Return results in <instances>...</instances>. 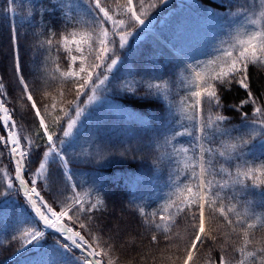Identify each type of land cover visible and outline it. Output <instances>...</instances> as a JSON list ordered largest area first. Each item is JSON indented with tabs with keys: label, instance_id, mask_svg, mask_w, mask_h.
<instances>
[{
	"label": "trees",
	"instance_id": "1",
	"mask_svg": "<svg viewBox=\"0 0 264 264\" xmlns=\"http://www.w3.org/2000/svg\"><path fill=\"white\" fill-rule=\"evenodd\" d=\"M101 3L113 21L124 24L104 21L90 0H0V82L4 84L0 99L23 149L30 141L41 144L29 150L26 179L37 181L53 210L71 209L64 222L102 253L103 264H184L198 228L192 217L199 215L197 203L191 208L186 203L198 195L201 183L199 97L194 95L198 80L185 63L135 23L128 0ZM132 3L148 27L201 73V86L217 87L221 101L219 107L215 101L209 107L202 96V126L207 123L209 128L203 133L204 180L211 184L204 191L212 203L205 204L208 238L191 264H219L220 258L228 264L241 260L253 264L248 253L260 264L264 186H254L243 175L238 184L235 177L256 170L261 179L264 127L258 124L255 109L264 106V65H248L255 103L238 84L218 83L212 77L226 67V50L238 55L240 40L264 32V0ZM84 35L89 36L86 42L72 43ZM121 35L127 40L122 48ZM105 46L106 53L101 51ZM80 67L85 68L80 74L83 81L89 71L93 77L82 88L79 78L62 75L79 72ZM21 78L29 84L49 131L57 135V147L46 159L43 129ZM100 78L105 79L102 84ZM92 95L99 102L80 130L73 137L64 136L63 130L68 131V123ZM218 115L225 119L217 121ZM216 124L222 130L212 129ZM0 134L5 137L1 117ZM239 139L250 142L240 149ZM7 149L0 140V264H85L77 252L50 234L28 244L30 233L40 234L42 226L17 189ZM41 163L45 170L37 177L32 172ZM10 179L12 188L7 186ZM73 196L78 200L73 201ZM217 204L234 209L227 213L232 225L215 211ZM77 206H92L87 220L85 213L75 211ZM177 207L183 211L177 213ZM79 223L87 227L81 229Z\"/></svg>",
	"mask_w": 264,
	"mask_h": 264
},
{
	"label": "snow or ice",
	"instance_id": "2",
	"mask_svg": "<svg viewBox=\"0 0 264 264\" xmlns=\"http://www.w3.org/2000/svg\"><path fill=\"white\" fill-rule=\"evenodd\" d=\"M91 4L95 7L98 13L102 14V18L104 21H112L114 24L119 23L120 25L124 24L123 20L113 21V17L109 14V10H107L104 5L101 3V0H90ZM161 4H166L168 0H159ZM129 5H131L132 0H128ZM129 12H131V17L135 21V23L139 26H142L146 23V19L142 16L137 15L135 12H132L131 7L128 9ZM253 23H255L253 21ZM105 38H107L108 33H104ZM132 35V34H129ZM89 39L88 35H84L81 37L80 41L73 40V44H79L86 42ZM68 37L64 38V44H68ZM102 43H104L102 41ZM110 43L115 44L114 41H110ZM127 43L126 37L124 35L120 36V44L119 47L122 48ZM67 50V49H66ZM76 51H81L79 47H77ZM102 52H107V47L101 49ZM224 55L229 58L226 63V67L220 69V71L217 73L215 77H212L213 80L217 81L218 83L227 84L229 81L234 82L238 84L241 88L245 89L248 92V98L252 103H255V99H253V93L250 90V85L248 83V65L249 63H258L264 65V32H253L247 40H240L239 41V49H238V55H234V52L232 50H226L224 52ZM101 57H96V59H100ZM72 62L75 64L76 57H72ZM111 63L114 65L116 63V60H111ZM96 67H99L97 64ZM16 71L17 73L20 72V65L19 61L16 63ZM81 73H85V68L80 67L79 72H73V71H66L63 72V76L67 77H74L79 78L77 79V83L79 84V87H86L88 81H92L93 77L91 72L89 71L87 73L88 80L83 81L82 77H80ZM102 75V73H101ZM2 80V78H0ZM104 81L101 80L100 83L102 84ZM20 83L23 87L24 93L27 95V99L29 101H32V108L35 110V116L39 120V126L43 129V137L46 139V146L47 150L45 151V159L47 158V155L49 152L54 151L57 147V145L54 143V139L57 137V135L53 132L49 131V126L45 123V120L41 114L40 109L38 108L36 102L33 99V95L30 91L29 84H27L22 78L20 79ZM4 88V84L0 82V89ZM203 91H197L194 93L196 97L206 96V100L208 102V106L211 107V102H216V107L220 106V98L217 92V87H214L212 84H205L202 86ZM248 101H245L247 103ZM202 104V101L200 102ZM203 105V104H202ZM5 112H7V109H5ZM80 111H76L75 115L79 117ZM255 114L257 117H259V123L262 127H264V106L257 107L255 109ZM217 121H223L225 118L223 116H217ZM257 122V120H256ZM75 124V120L68 123L67 127L69 130L73 128ZM212 129H215L216 131L222 130L221 124H216L213 126ZM209 130L207 123H205L202 128V133H207ZM70 134V131L63 130V135L67 136ZM240 144L239 147H241L250 141L248 139H239ZM41 144L39 143H33L29 142L27 149L21 148L19 151V157L15 160V181H18L19 188H17L19 191L24 190V197L26 198L27 202L32 206L34 209L36 215L39 217L41 221H43L44 225H47L53 229H56L57 231L61 232L64 236V238L71 243L75 248L82 251L86 256L85 264H102V261L100 259H97V257L101 256L102 253L95 248H93L89 242L85 239L83 235H81L80 232L73 231L71 228H67L64 225H62L61 220L63 217H65L68 214V211H71V209H68V211H56L53 210V207L48 204L47 200L44 199L42 192L37 187V181L32 179H26L28 175L25 174L26 171V163H27V157L29 150L34 147H39ZM11 153L15 154L17 153V149L19 148V143L15 136L11 139ZM233 147H236V145H233ZM223 155V153H221ZM45 170V165L43 163L40 164V166L37 169H34L32 174L39 177L41 173H43ZM205 169L201 170V176H203ZM240 175H243L245 179H251L253 181V185L260 187L264 186V166L259 170V177L261 179H258L257 177V171H245L243 173H238L235 177L236 183H242L240 181ZM7 186L9 188L14 187V182L10 179L7 183ZM211 188L210 182L206 180H202V182L198 185L197 192L198 195L191 197L186 203L189 208H191V205L193 203H197V209L199 215L196 216L195 214L192 217L193 225L195 228V222L198 221V228H195L194 231V238L191 240L190 247L187 249V255L184 258V264H191L193 261V252L199 250V246L203 245L205 243V240L208 238L205 235L206 232V226H205V204L206 203H212L211 201H208L207 196L205 195V189ZM187 191L189 193L192 192L191 188H188ZM3 193H0L2 195ZM73 201L78 200V197L73 196ZM37 200L40 201V206H37ZM90 206L89 208H84L82 206H77L75 211L85 213V220L89 218V212H90ZM46 209L45 211H42L41 209ZM177 213L183 211L182 208L177 207L176 209ZM215 211H218L220 216L224 218L226 222H228L230 225L233 224L231 217L227 213L234 212V209L231 207H225L217 204ZM50 214V215H48ZM161 221H163L165 218L163 216L160 217ZM79 222V221H78ZM79 227L81 229L87 227L86 223H79ZM235 227V226H234ZM240 227H243L241 224ZM252 225H248V228H252ZM39 233L33 231L30 233V239L28 240V244L32 243L34 240L39 238ZM247 237V233H245ZM152 242H157V237H152ZM248 240H245V245H247ZM241 254H244V249H241ZM249 257L253 258V264H255V258L253 253H248ZM260 255H261V261L260 264H264V248L260 249ZM91 257V259H89ZM219 264H228L226 260L223 258H220ZM240 264H245L244 260L240 261Z\"/></svg>",
	"mask_w": 264,
	"mask_h": 264
},
{
	"label": "rangeland",
	"instance_id": "3",
	"mask_svg": "<svg viewBox=\"0 0 264 264\" xmlns=\"http://www.w3.org/2000/svg\"><path fill=\"white\" fill-rule=\"evenodd\" d=\"M132 12H134V11H132ZM143 26L145 28L144 31L146 33L147 32L148 33H154L152 31V29L150 27H148V25L146 23ZM101 80H105V79L104 78H100L98 83H100ZM98 102H99L98 97L96 95H92L87 100L86 104L84 106H82L81 108H79L78 111L81 112L79 117L76 116L73 119V120H75V124H74V126H73V128L71 130L68 129V131H70V134H69L70 137L71 136L72 137L75 136V134L80 130V128L83 125L85 117L87 116L89 111L93 107H95L97 105ZM0 117H1V121H2V124H3V127H4V131H5V137L0 134V140L8 146L7 152H8L9 157H10V159L13 162L14 167H15V160L19 157V151H20L21 148H23V146L21 145L20 139L18 137V133H17L15 124L12 121V119H11L10 115L8 114V112H5V108L2 105L1 99H0ZM73 120H71L70 122H72ZM13 136L16 137V139H17V141L19 143V148L17 149V153H15V154L11 153V147H12L11 146V139H12ZM58 154H59L60 158H63V155L60 152H58ZM66 173H69V169L68 168H66ZM21 194L24 197V190H21ZM24 199L26 200L25 197H24ZM37 206H40V201L39 200H37ZM30 208H31L34 216L38 219V221L40 222V224L42 226V232L40 233L41 236L45 235V234H50L54 239H56L57 241L62 243L64 246H66V248L70 249L71 251L77 252L78 255L82 258V260L84 262L86 261V256H85V254L82 251H80L79 249H77L73 245H71V243L64 238V236H63V234L61 232H59L56 229H53V228H51V227H49L47 225H44L43 221H41L39 219V217L36 215V213H35V211H34V209L32 208L31 205H30ZM41 210L46 212V209H44V208H42ZM48 215H50V214H48ZM61 223L65 227L73 229L72 227L66 225V223L64 222V217L62 218ZM73 231H76V230L73 229ZM205 235L207 236V231H206ZM99 257H97V259H100ZM89 259H91V257H89ZM102 264H103V262H102Z\"/></svg>",
	"mask_w": 264,
	"mask_h": 264
},
{
	"label": "water",
	"instance_id": "4",
	"mask_svg": "<svg viewBox=\"0 0 264 264\" xmlns=\"http://www.w3.org/2000/svg\"><path fill=\"white\" fill-rule=\"evenodd\" d=\"M168 49L171 50L174 53V55H176L180 60L183 59V58L181 59V56L178 55L176 52H174L171 48L168 47ZM187 66H189L193 70V72L195 73V70H194V68L191 65L187 64ZM198 81H199L198 91H202L201 90V73H200V78L198 79ZM201 101H202V96L199 97V105H200V126L202 128V104L200 103ZM202 140H203V133L201 132V170H202V167H203V145H202L203 141ZM202 180H204V174H203V176H201V182H202ZM195 252L196 251H194L193 254H195Z\"/></svg>",
	"mask_w": 264,
	"mask_h": 264
},
{
	"label": "bare ground",
	"instance_id": "5",
	"mask_svg": "<svg viewBox=\"0 0 264 264\" xmlns=\"http://www.w3.org/2000/svg\"><path fill=\"white\" fill-rule=\"evenodd\" d=\"M131 10L133 11V8H131ZM195 72H196L197 77L200 78V73L198 71H195ZM205 234H206V232H205Z\"/></svg>",
	"mask_w": 264,
	"mask_h": 264
}]
</instances>
